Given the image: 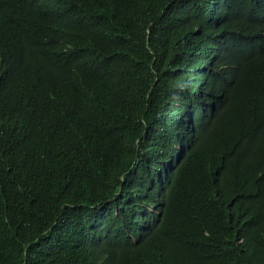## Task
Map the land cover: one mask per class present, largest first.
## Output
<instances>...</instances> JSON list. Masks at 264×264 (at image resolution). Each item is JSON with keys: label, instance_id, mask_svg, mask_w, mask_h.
Returning a JSON list of instances; mask_svg holds the SVG:
<instances>
[{"label": "trees", "instance_id": "16d2710c", "mask_svg": "<svg viewBox=\"0 0 264 264\" xmlns=\"http://www.w3.org/2000/svg\"><path fill=\"white\" fill-rule=\"evenodd\" d=\"M0 264H264V0H0Z\"/></svg>", "mask_w": 264, "mask_h": 264}, {"label": "clouds", "instance_id": "9594fccd", "mask_svg": "<svg viewBox=\"0 0 264 264\" xmlns=\"http://www.w3.org/2000/svg\"><path fill=\"white\" fill-rule=\"evenodd\" d=\"M172 32V31H171ZM170 32V33H171ZM169 33V34H170ZM168 46H169V44H166L165 46H164V49H163V53H161L159 56H160V61L162 62V63H165L166 62V60H168L170 57V54L171 53H169V51H168ZM161 49L160 48H158V51H160ZM174 105H176V104H174Z\"/></svg>", "mask_w": 264, "mask_h": 264}, {"label": "rangeland", "instance_id": "374dc122", "mask_svg": "<svg viewBox=\"0 0 264 264\" xmlns=\"http://www.w3.org/2000/svg\"><path fill=\"white\" fill-rule=\"evenodd\" d=\"M169 60V59H168Z\"/></svg>", "mask_w": 264, "mask_h": 264}]
</instances>
